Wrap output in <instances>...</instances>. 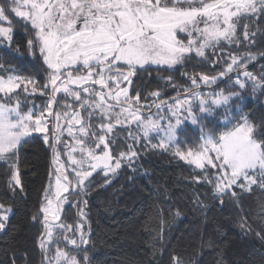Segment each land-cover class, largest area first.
Returning <instances> with one entry per match:
<instances>
[{"label":"snow or ice","instance_id":"obj_1","mask_svg":"<svg viewBox=\"0 0 264 264\" xmlns=\"http://www.w3.org/2000/svg\"><path fill=\"white\" fill-rule=\"evenodd\" d=\"M18 23L30 37L27 56L40 61L45 75L41 81L0 63V162L9 167V190L23 191L20 146L40 134L51 149L49 183L32 217L43 228L42 264H91L86 213H79L77 223H64L65 205L71 206L74 194L87 195L94 174L102 172L110 183V175L131 167L138 148L172 151L200 169L221 206L225 196L238 202L254 188L264 192V119L256 124L250 114L229 115L240 111L235 102L244 99L249 84L264 95V64L257 72L248 70L264 52H238L264 39V0H0V50L15 60L25 55L14 47ZM193 57L221 70L182 73L189 86L174 85L177 95L169 99L160 91L142 96L135 89V79L149 67L173 71ZM159 78L173 84L172 77ZM225 82L239 91L219 88ZM210 86L216 87L203 90ZM220 109L224 130L205 131L204 121H216ZM195 129L199 143L183 148V137ZM125 130L131 143L114 155L118 133ZM12 212L0 203V232ZM258 216L264 218V210ZM256 235L264 241V228ZM172 264L182 262L173 256Z\"/></svg>","mask_w":264,"mask_h":264},{"label":"trees","instance_id":"obj_2","mask_svg":"<svg viewBox=\"0 0 264 264\" xmlns=\"http://www.w3.org/2000/svg\"><path fill=\"white\" fill-rule=\"evenodd\" d=\"M242 23L252 22L244 20ZM260 27L264 28V24ZM252 30L255 31V27ZM28 38L22 24H16L14 47L19 45L25 55L15 60L3 56L0 50V63H11L19 74L35 76L42 81L45 72L40 61L28 57L24 47ZM244 51L264 52V39H259L256 47L238 50ZM261 64L264 59L248 70L257 72ZM164 67L151 66L146 73L141 72L135 79V89L142 96L160 91L164 94L162 99H169L177 95L174 85L189 86L182 73L216 75L221 70L218 67L212 71L195 57L183 66H175L173 71H165ZM161 76L172 77L173 84H167L159 78ZM219 88L239 91L227 89V82L219 83ZM261 91L253 92L249 84L242 93L244 99L235 102L240 111L229 115L238 119L241 114H250V120L259 124L264 119ZM223 113L220 109L213 123L204 121L208 124L205 131L222 132ZM217 122L221 127L215 128ZM199 135L198 129L190 130L183 137L187 143L182 147L199 143ZM126 136V130L118 133L117 143L113 145L114 155L125 151L124 145L131 143L125 140ZM137 150L140 155L131 167L123 166L110 175V183L105 182L102 172L94 174L86 189L87 195L74 194L69 197L71 206L65 205L64 223H77L79 213H86L84 231L89 239L87 255L91 264H172L173 256L179 257L182 264H264V241L256 235L264 228L261 223L264 218L258 216L264 210V192L254 188L251 193H244L238 202L225 196L221 206L213 199L211 186L204 182L200 169L175 157L172 151ZM18 157L23 191L9 190V167L0 162V203L13 209L7 230L0 232V264H41L43 253L39 238L43 228L32 217L38 212L49 183L52 153L40 134H34L20 146ZM197 176L201 177L200 182L196 181ZM77 201L87 203L77 205ZM244 218H247V225L242 228ZM248 226L253 231H245ZM60 247L65 246L61 244ZM69 250L76 254L75 250ZM79 254L84 255L83 252Z\"/></svg>","mask_w":264,"mask_h":264},{"label":"rangeland","instance_id":"obj_3","mask_svg":"<svg viewBox=\"0 0 264 264\" xmlns=\"http://www.w3.org/2000/svg\"><path fill=\"white\" fill-rule=\"evenodd\" d=\"M43 101H38V100H36V103L39 105L40 103H42ZM154 111V110H153ZM153 143H156V140H153L152 141ZM61 163H64V159L62 158V160H61ZM6 206V205H5ZM11 207V206H10ZM12 208V207H11ZM11 215H12V213L10 214V217H11Z\"/></svg>","mask_w":264,"mask_h":264},{"label":"water","instance_id":"obj_4","mask_svg":"<svg viewBox=\"0 0 264 264\" xmlns=\"http://www.w3.org/2000/svg\"><path fill=\"white\" fill-rule=\"evenodd\" d=\"M262 60H263V59H261V60H259V61H262ZM259 61H258V62H259ZM258 62H255V64L258 63ZM249 68H250V67H249ZM52 164H53V163H52ZM62 216H63V214H62ZM41 264H42V262H41Z\"/></svg>","mask_w":264,"mask_h":264}]
</instances>
